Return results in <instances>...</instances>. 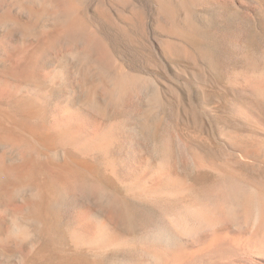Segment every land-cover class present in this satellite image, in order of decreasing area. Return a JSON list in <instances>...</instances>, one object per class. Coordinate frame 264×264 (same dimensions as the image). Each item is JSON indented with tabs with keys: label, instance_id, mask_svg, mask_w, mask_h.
I'll list each match as a JSON object with an SVG mask.
<instances>
[{
	"label": "bare ground",
	"instance_id": "1",
	"mask_svg": "<svg viewBox=\"0 0 264 264\" xmlns=\"http://www.w3.org/2000/svg\"><path fill=\"white\" fill-rule=\"evenodd\" d=\"M6 3L7 0H0V23L11 25L22 39L27 34L34 38L13 44L6 51L4 48V72L0 73V141L20 137L44 152L71 148L76 158L72 160V155L70 160L66 155L68 158L60 163H41L34 157H25L24 153L19 165L0 167V197L15 188L34 193L41 215L36 216H43L49 222L46 200L56 190L58 180L63 179L61 175H69L74 178L78 203L85 196L104 203L106 216L95 209L82 210L79 204L80 208L74 209L66 230L72 250L79 252L72 264H264V117L252 108L236 104L234 111L244 127L219 132L224 153L217 157L202 147L214 149L211 141L199 147L181 135L154 144L161 156H153L148 142L138 139L123 142L120 138L127 134L124 126L100 121L92 112L79 111L77 104L73 105L75 101L57 103L52 124L39 127L37 119V125H33L49 99L46 92L26 83L33 81V62L41 55L44 45L62 43L72 59L88 68V73L97 70L107 78L112 94L121 102L132 93L139 95L137 82L120 75L121 71L115 73L112 63H108L111 59L106 41L93 36L85 18L87 13L84 15L72 0H25L17 7L23 21L13 16V8L6 9L9 6ZM42 17H51L56 29L43 25L38 30L37 23ZM62 71H51L50 81L60 80L65 74ZM231 84L252 93L264 105V63L256 65L248 75L232 76ZM62 115L66 121L62 122ZM182 154H185L184 163ZM247 170L257 171L260 177L248 176ZM191 171L196 173V178H191ZM207 175H213L216 182L207 184ZM137 204H145L155 213L145 214L137 233L133 234L130 230ZM21 209L8 207L14 220L0 234V252H14L18 261L12 264L44 261L48 256L45 240L29 249L23 246L31 230L17 220ZM84 250L96 254V258H83ZM115 255H119L114 258L117 263L112 260ZM0 264L7 263L0 261Z\"/></svg>",
	"mask_w": 264,
	"mask_h": 264
},
{
	"label": "rangeland",
	"instance_id": "2",
	"mask_svg": "<svg viewBox=\"0 0 264 264\" xmlns=\"http://www.w3.org/2000/svg\"><path fill=\"white\" fill-rule=\"evenodd\" d=\"M23 1L25 2L7 0L9 6L6 7L13 8V16L21 21L24 19L18 8L24 4ZM72 2L77 7L80 6L78 8L84 15L87 13L85 18L91 25L90 31L93 32V36L106 41L110 54L108 59L109 57L111 59L108 63H112L110 66L113 65L115 73L119 74L121 71L120 75L136 81L138 87L136 91L141 97L132 93L122 103L112 94L107 78L99 71L92 70L88 73V68L72 59L62 43L47 44L44 45L41 55L35 58L36 65L33 62V81L26 83L42 90L43 93L46 92L47 100L49 99L44 106L48 109L43 107V112L35 121L33 120V125H37L38 122L39 127L47 123L52 124L54 121H50L56 118L54 115L57 103H64L67 100L66 103L72 104V101H75L73 105L77 104L75 108L79 111L81 109L83 112H92L91 115L94 114L99 120L124 126L123 131H127V134L124 133L125 138L124 136L120 138L123 142L136 139L148 142L150 146L152 145L150 153L153 156H161V152L156 150L157 145L169 141L173 136L177 139L181 135L184 140L197 146L199 144L202 146L207 141L212 142L215 145L214 149L202 147L217 157L224 153L218 140L219 132L241 129L242 125L244 127L243 120L238 118L234 111L236 104L252 108L264 117V105L255 99L252 93L231 84L232 76L248 75L256 65L264 63V0H72ZM100 8L104 11H100ZM32 22L36 23L37 20L32 19ZM54 24L51 17H42L37 23V28L39 30L46 25L56 29ZM0 27V73L3 74V58L6 53L4 48L6 51L18 42L24 39L32 40L34 37L27 34L22 39L7 23L1 22ZM59 69L63 70L62 73L65 71V74H62L60 80L50 81L51 71H60ZM98 74L102 75L101 78ZM47 103L50 107H47ZM53 110L55 111L52 112ZM68 116L67 114V120ZM62 117L65 118L64 115L60 117L62 122L66 121ZM123 123L128 124L127 127ZM130 134L134 138H131ZM30 144L32 143L29 141L23 142L20 137L1 140L0 161L3 162H0V167L7 169L19 165L24 153L25 157H34L41 163L48 161L60 163L61 160L63 162L69 156L76 155L71 148L44 152ZM73 156L72 160L76 158ZM181 159L184 163L185 154L181 155ZM254 171L247 170L246 173L248 176L259 178L257 171ZM61 176L64 180L60 177L56 190L54 189L55 191L48 196L50 198L46 200L49 222L43 216L38 217L41 216L39 200L34 193L15 188L3 193L8 195L1 194L0 197V234L4 233L14 220L11 213L9 214L8 207L20 206L23 214L20 213V219L17 217V220L21 223L23 221L31 230L29 239L23 242L24 248L26 246L29 249L45 240V243L44 241L42 243L46 245L47 255L51 256H47L48 260L45 259V262L38 261L35 264L66 262L72 264L71 260L79 252L76 249L72 250L74 247L66 230L72 214L80 208L79 205L82 210L95 209L104 216L108 213L104 203L92 201L90 197L85 196V200L78 203L74 178L69 175ZM191 178H196L194 171H191ZM205 178L207 184L216 182L213 175H207ZM146 206L137 204V214L132 217L134 228L132 227L130 233H137V226L145 214L155 213V210ZM65 235L67 236L63 240ZM4 254L0 252V261L7 264L18 261L14 252ZM81 255L85 259H93L96 256L86 250L81 251ZM116 256L119 255H115L113 261L117 259ZM121 258L122 256L118 259ZM117 262L118 260L114 261Z\"/></svg>",
	"mask_w": 264,
	"mask_h": 264
}]
</instances>
